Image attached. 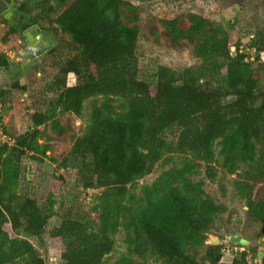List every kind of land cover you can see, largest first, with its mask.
Listing matches in <instances>:
<instances>
[{
  "label": "trees",
  "instance_id": "1",
  "mask_svg": "<svg viewBox=\"0 0 264 264\" xmlns=\"http://www.w3.org/2000/svg\"><path fill=\"white\" fill-rule=\"evenodd\" d=\"M16 5L29 14L27 23L40 31L54 23L66 38L51 50L59 63L47 86L56 97L43 111L34 110L32 128L12 143L5 134L8 140H0V264H46L31 240L43 242L55 213L54 195L73 178L83 191H101L88 208L77 199L61 208L59 223L47 232L61 242L59 264H147L149 259L220 264L223 245L205 244V235L225 208L205 191L202 180L191 179L203 163L206 177L214 180L217 155L227 173L239 174L246 204L264 224V200L253 194L255 183L264 180V87L258 65L263 33L246 47L201 14L165 15L159 19L163 36L173 45H191L201 63L180 71L160 66L155 79L148 80L140 73V12L134 0H35L34 15L28 1ZM1 20L7 25L1 42L17 41L20 26ZM9 66V56L0 51V69ZM9 86L23 93L28 89L18 81ZM8 92L0 86V105ZM228 96L233 99L224 101ZM89 98L84 131L71 133L69 149L49 157L66 174L52 177L44 203L21 197L23 157L47 156L55 135L71 130L61 125L60 116L82 115ZM174 155L180 166L162 170L138 193L133 189L156 163ZM242 165L247 167L238 173ZM120 229L126 250L107 262ZM202 245L198 259L191 250ZM256 256L244 246L227 264H248Z\"/></svg>",
  "mask_w": 264,
  "mask_h": 264
},
{
  "label": "rangeland",
  "instance_id": "2",
  "mask_svg": "<svg viewBox=\"0 0 264 264\" xmlns=\"http://www.w3.org/2000/svg\"><path fill=\"white\" fill-rule=\"evenodd\" d=\"M21 1H28L30 15L37 13L35 0H14L15 4ZM139 7L140 17L139 39L137 44V55L140 65V73L143 78L153 80L154 75L160 66H167L177 71L187 67H197L201 59L196 55L191 45L180 43L173 45L161 33L159 19L165 15L194 12L201 14L214 23L221 25L228 31L233 41L242 42L246 47L255 43L257 34H264V2L263 0H134ZM29 16L26 12H18V19L12 15L10 19L19 21L21 37L17 41L7 43L1 42V36L7 25L0 18V51L5 52L10 58V66L7 69H0V86L8 89L5 101L0 105V134L8 135L13 139L32 128L31 114L34 110H44L48 103L56 97L53 91L48 89L47 83L56 72V64L59 59L51 50L57 46L60 38L66 35L55 31V24H47V30L41 31L40 40L30 45L26 39L23 26L20 22ZM261 59L258 65L261 66L259 72L260 85L264 87V51L260 52ZM18 81L21 85H28L26 92L9 85ZM10 87V88H7ZM92 98L87 99L83 104L82 115L64 114L60 116V123L68 130L63 136L56 134V139L52 140L51 150L47 151V156L41 159H32L31 156L23 157L22 181L18 188L20 196L29 195L44 203L48 195L52 177L58 173L66 174V170L57 168L50 156L58 157L61 153L69 149L71 133L80 134L88 124L89 111ZM233 96H228L224 101L232 100ZM51 131L47 130V133ZM174 131H168L173 135ZM219 146L215 151L218 153ZM167 156V155H166ZM178 155H174L172 160H160L154 165L151 173L135 181L133 189L138 193L144 184H150L164 169H168L172 164L179 165ZM77 160L71 162L70 167H75ZM202 166L191 175L194 181L202 180L205 191L211 195L217 203L222 204L225 210L215 217L214 224L205 235V244H210L216 238L219 244L231 247L229 236L239 234L249 241L243 245L257 251L256 258L248 264H264V224L259 221L246 204V189L240 185L239 174H229L220 165V156L217 155L216 177L209 180L205 175V168ZM247 166L242 165L238 173H242ZM71 174V169L68 172ZM101 189H89L83 191L75 178L66 181L54 195L55 213L49 219L47 232L60 221V211L77 200L88 208L92 205L94 197ZM255 199L264 200V180L258 181L253 187ZM77 199V200H75ZM44 233L43 242L40 244L32 239L33 244L39 249L46 264H59L61 242L51 238ZM114 250L107 256V262H113L121 253L125 252L126 246L123 242V230L120 229L116 236ZM237 246V245H236ZM235 247V246H233ZM244 249V248H243ZM205 251V246H198L191 250V254L200 259ZM243 251V250H242ZM263 253L261 256L260 254ZM235 257L240 256V250H236ZM220 264L229 263L226 258ZM147 264H160L155 259H149Z\"/></svg>",
  "mask_w": 264,
  "mask_h": 264
},
{
  "label": "water",
  "instance_id": "3",
  "mask_svg": "<svg viewBox=\"0 0 264 264\" xmlns=\"http://www.w3.org/2000/svg\"><path fill=\"white\" fill-rule=\"evenodd\" d=\"M13 3H14V0H0V5L3 8H6V5L8 4V8L12 9L13 12H14L16 10V8L13 7ZM17 7H18V5H17ZM10 17H11V12H8V13L4 14V18L8 19V21L11 24H14L15 21L10 19ZM21 22L25 23L26 22V18H23ZM25 34H26L25 37H26V39L29 40L30 45H33L35 42L40 40V38L42 37V33H41L40 29L38 27H36L35 25L34 26H26ZM229 241L232 242V243H235V244H242V245H246V244L249 243L248 240H246L245 238L241 237V235H239V234H231L229 236ZM210 244H219V239L216 238ZM260 255L262 256L263 253H261Z\"/></svg>",
  "mask_w": 264,
  "mask_h": 264
},
{
  "label": "built area",
  "instance_id": "4",
  "mask_svg": "<svg viewBox=\"0 0 264 264\" xmlns=\"http://www.w3.org/2000/svg\"><path fill=\"white\" fill-rule=\"evenodd\" d=\"M232 50L235 49V47H231ZM0 140H8V137H6L5 135H1L0 136ZM231 243V247H226V245H223V248H222V257H221V261L226 258L228 260V262H231L232 259L234 258V253L236 252V250H244V246L242 244H235V243ZM237 245V246H236ZM235 246V247H233Z\"/></svg>",
  "mask_w": 264,
  "mask_h": 264
},
{
  "label": "flooded vegetation",
  "instance_id": "5",
  "mask_svg": "<svg viewBox=\"0 0 264 264\" xmlns=\"http://www.w3.org/2000/svg\"><path fill=\"white\" fill-rule=\"evenodd\" d=\"M13 7L16 8V10L13 12L12 9L8 8V4L6 5V8H3L1 5H0V17L1 18H4V14L5 13H8V12H11V16L14 15L17 19V13L20 12L17 5L15 3H13ZM6 19V18H4ZM15 20V23L14 24H19V21L18 20ZM8 20V19H7ZM22 21V20H21ZM23 26H25V29H26V26H34L33 24H30V23H23V22H20ZM38 33V32H37ZM24 34H25V30H24ZM26 35V34H25Z\"/></svg>",
  "mask_w": 264,
  "mask_h": 264
}]
</instances>
